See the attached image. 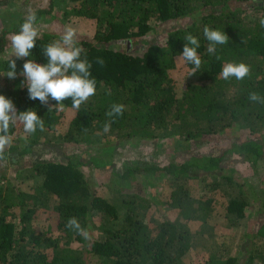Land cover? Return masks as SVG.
<instances>
[{
	"label": "trees",
	"instance_id": "1",
	"mask_svg": "<svg viewBox=\"0 0 264 264\" xmlns=\"http://www.w3.org/2000/svg\"><path fill=\"white\" fill-rule=\"evenodd\" d=\"M68 1L70 6L60 13L62 22L70 17L95 22L93 37H79V46L92 63L97 92L75 110L61 147L44 143L39 130L27 135L20 123L10 128L13 145L6 150L4 159L9 153H13V159L16 155L33 158L35 163L29 166L40 168L42 179L24 199L12 179L0 177V264H182L183 255L192 245L188 221L204 225L211 219V199L193 198L188 181L209 178L230 182V177L223 174L227 167L264 161V104L248 99L250 92L264 96V27L260 23L264 20V0ZM65 2L59 0L60 7ZM247 10L254 12L248 20ZM51 12L52 0H48L46 9L21 12L12 27L0 30V95L11 99L18 112L35 110L44 119L45 131L59 123L61 108L51 99L48 106L29 99L25 79L19 73L28 59L47 63L43 46L54 41L52 36L41 33L31 56L16 60V79L5 75L12 34L19 31L29 13H35L40 24L54 19ZM185 16L196 18L184 27L172 26L163 31L161 44L152 39L142 41L147 33ZM205 26L224 31L229 37L228 44L217 46L215 55L207 52ZM187 34L200 41L202 65L177 98L169 72L174 69V58L182 54ZM141 46L144 48L140 50ZM97 57L105 60V66L95 62ZM229 62L250 65L251 77L224 80L220 72ZM71 103L70 99L64 101L63 108L72 107ZM113 104L125 106L122 116H106ZM110 120H114L111 129L104 132ZM166 139L182 146L168 149L161 160L160 155L143 162L136 160L120 169L112 162L118 142L156 144ZM21 140L23 145L17 142ZM218 140L233 142L213 154L198 153L205 144ZM36 149L55 157L38 162ZM82 168L107 172L109 186L121 198L110 202L97 193L89 186ZM146 176L157 194L168 190V202L163 206H159L160 200L156 203L141 196V188L136 189V179L140 178V183ZM241 189L243 185L237 184L235 193L221 207L231 220L243 219L245 208L255 214L264 209V198L260 208L251 206L250 193ZM32 196L49 221L50 228L43 233L33 229L32 216L25 214L29 211H25L23 199L30 200ZM151 209L159 212V221L147 218ZM166 211L175 218H168ZM73 216L88 230L89 239L65 227ZM263 227L264 223L258 231ZM51 228L57 232L56 237H50ZM71 243L77 247H71ZM252 260L249 255L243 264H251ZM259 261L264 263V258ZM204 264L238 261L223 252H211Z\"/></svg>",
	"mask_w": 264,
	"mask_h": 264
},
{
	"label": "rangeland",
	"instance_id": "2",
	"mask_svg": "<svg viewBox=\"0 0 264 264\" xmlns=\"http://www.w3.org/2000/svg\"><path fill=\"white\" fill-rule=\"evenodd\" d=\"M70 4L71 2L66 0L63 7H60L59 0H52L51 14L54 16V19H48L46 22L38 24L40 33L49 34L55 41L62 35L61 31L64 30L65 26L71 25L76 29L78 37L92 38L95 30H97L94 20L70 17L68 20L61 21L60 13L63 10L66 11ZM47 6L48 0H0V30L2 28L12 27L18 20L21 12L25 13L32 12L36 9H46ZM253 14L254 12L252 10H247L245 14L247 20ZM195 18L196 16L192 18L185 16L175 22L163 24L156 32L147 33L142 41L150 42L152 39L154 42L161 44V40L164 37L163 31L169 30L172 26L178 28L184 27L186 23L191 22ZM150 23L152 24L153 20ZM143 48L141 46L140 50ZM10 54L11 48L8 49L7 57ZM180 55L174 58V69L169 72V76L173 80L174 94L177 98L180 97L187 80L191 77V69L187 66L186 62L178 59ZM75 110L72 107L62 108L59 123L53 126L50 131L43 132L40 139L52 147H61L63 145L61 140L66 132V125L74 115ZM21 136H23V133ZM17 142L19 145H23L22 140ZM232 142L227 140L210 142L202 146L198 150V153L209 152L213 154L218 149L228 147ZM173 146L181 147L182 144L176 145L173 140L170 141L168 139L158 141L156 144L153 142L148 144L142 142L137 145H132L128 142H118L115 149L116 152L111 158L116 169H120L136 160L143 162L147 158L157 159L159 155L161 160L164 153L168 149L174 148ZM67 154L70 155V152H67ZM10 155L13 156V153H9L6 159H0V177L3 176L6 180L8 179L7 181L12 179L10 181L15 184L16 189L21 191L19 193L25 199L26 195L32 194V187H36L41 183L42 170L29 166L30 163H35L33 158L29 159V157H19L16 155L15 159H13ZM35 156L39 159L38 162L52 160L55 157L53 153L38 149L35 150ZM81 172L86 176L89 186L95 189L97 193L104 195L110 202L118 201L121 198V195L116 192L115 188L109 186L107 172L97 169L93 171L87 168H82ZM223 174L230 177V182L222 179L216 181V179L209 178L205 181H188L193 198L200 196L205 199H211L212 204L209 208L211 219L204 225L199 222L188 221L187 225L192 233V245L183 255L182 264H204L211 252H223L229 257H235L237 258L238 264H243L245 259L249 255H252L253 260L251 264H264L259 261L261 258H264V227L262 228L263 230L258 231V228L264 223V209L262 208L260 210V214H255L251 209L245 208L243 212L246 215L243 219L239 220H231V216H227L221 210V207L227 203L229 195L232 192L235 193L237 184L243 185L242 191L250 193L249 205H256L257 208H260L262 198H264V161H257L254 165L236 163L232 168L227 167ZM148 177L146 176L140 183V178H137L136 184L138 183V185L136 189L141 188V196L153 199L156 203L160 200L159 206H163V202H168V190L164 191L163 189L157 194V188L149 182ZM260 193L262 196L259 195ZM24 199L25 211H29V213L27 212L25 214L32 216L31 222L33 229L41 233L49 229V221L45 213L41 210V206L37 204L36 198L32 196L30 200ZM252 199L256 200L253 202ZM48 206H50V202L46 206L49 209ZM14 209L15 212H18L17 207ZM164 213L170 219L175 218V215L170 212L166 211ZM147 214V218L149 219L160 220L159 212L153 209ZM49 235H51L50 237H56L57 232H54V229L51 228ZM70 246L75 248L77 244L71 243Z\"/></svg>",
	"mask_w": 264,
	"mask_h": 264
},
{
	"label": "clouds",
	"instance_id": "3",
	"mask_svg": "<svg viewBox=\"0 0 264 264\" xmlns=\"http://www.w3.org/2000/svg\"><path fill=\"white\" fill-rule=\"evenodd\" d=\"M37 20L35 13H29L20 25L19 31L11 36L9 70L5 75L9 79L17 78L16 60L30 57L37 40H40L41 33ZM260 23L264 27V20ZM203 35L208 41L207 52L209 54L215 55L218 45L229 43L228 35L221 30H213L205 26ZM184 40L186 43L178 59L193 66L190 75L192 76L202 65V59L198 53L200 41L192 34H187ZM43 55L47 58L46 64L42 65L28 59L19 73L25 79L24 86L28 89L29 99L39 100L44 106H48L51 99L56 102L55 106L61 109L64 107V101L70 99L72 108L79 110L83 104L96 95L97 81L92 77V63L87 59L86 50L79 46V37L74 27L66 25L58 40L43 46ZM216 58L220 59L219 56ZM95 62L101 67L105 66V60L101 57H97ZM251 74L250 65L232 62L225 63L220 72L224 80L235 78L238 81L250 78ZM248 99L264 104V96L257 92H250ZM124 111L123 104H113L106 112V116L115 118L122 116ZM113 122L114 120H110L104 125V132L110 131ZM17 123L23 125V132L27 135H34L38 130L45 131L44 119L38 116L35 110L18 112L11 99L0 95V159L5 158L6 150L13 145L9 132L10 128ZM65 227L84 239L90 238L88 230L74 216L66 221Z\"/></svg>",
	"mask_w": 264,
	"mask_h": 264
}]
</instances>
